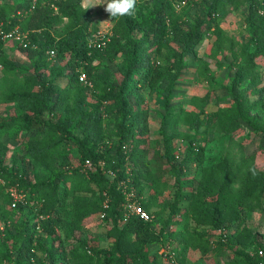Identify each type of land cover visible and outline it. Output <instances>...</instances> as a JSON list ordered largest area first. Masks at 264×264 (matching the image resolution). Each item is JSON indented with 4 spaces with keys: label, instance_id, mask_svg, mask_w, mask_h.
I'll use <instances>...</instances> for the list:
<instances>
[{
    "label": "trees",
    "instance_id": "obj_1",
    "mask_svg": "<svg viewBox=\"0 0 264 264\" xmlns=\"http://www.w3.org/2000/svg\"><path fill=\"white\" fill-rule=\"evenodd\" d=\"M146 3H143V2ZM186 0H125L117 4L119 18L110 33L105 35L106 44L102 49L88 48V39L91 36L85 19L89 11L83 8L80 0H61L56 4L58 13L52 14L53 9L42 13L36 29L26 31L28 40L42 53L54 51L57 58H67L66 65H71L69 75L63 73L64 68L54 70L50 79L42 78L33 73L24 78L20 89L7 91L4 100L6 103L17 104L20 114L8 119L0 120V131H9L19 128L31 134L30 153L39 161L62 155L67 148L76 147L79 154L80 167L65 169L55 174L53 178L30 183L22 174L11 172L0 166V223L8 240L0 243L1 258L10 264H40L36 263V242L34 234L54 240L58 237L57 224L61 221L59 214L65 210L67 199L70 198L73 217L69 223L62 225L65 238L74 236V232L82 230L85 222L94 214L100 215L105 210L103 202L109 198V209L102 221L110 224L107 236L114 240L117 258L109 260L111 264H129L140 262L146 256L148 246L158 243L166 246L170 233L164 234V229L155 231L152 225L157 215L151 209L156 205L162 188H156L153 195L142 196L141 182L143 172L136 169L141 155L139 147L145 140L143 134L147 130L145 118L139 115L135 105L127 98V92L138 91L141 87L153 90L157 84L168 82L165 90V99L171 96L175 82L178 79L182 62V55L191 53L193 47L200 43L203 35L209 31L213 22L214 37L210 51L212 55L234 46L232 40L219 27L216 16L227 7L238 8L241 3L245 6L244 18L251 33L254 50L249 45L244 47L245 58L239 66L233 79L225 85L227 94L233 105L223 110L217 117L222 124L223 132H235L240 124L252 123L251 114L253 105L245 97L249 91L258 90L264 97V79L257 69L256 60L264 58V1L262 0H200L206 7V15L202 21L187 23L186 31L182 30V20L176 12L177 5ZM142 3V5H140ZM121 8V9H120ZM13 7L0 1V27L10 30L5 24L7 15ZM29 12L30 18L35 14ZM136 11L138 17L133 15ZM54 12V11H53ZM34 13V14H33ZM67 19V25L61 33H55L52 28L61 19ZM179 43L182 51L170 45L171 37ZM3 41L0 40V69L3 74H12L17 70L16 64L5 57ZM168 54L169 58L179 65L178 69L163 67L158 60L159 55ZM118 54L124 60L119 72L121 81L107 82L100 75H96L94 62L103 57L116 59ZM212 55H210L212 57ZM144 71L138 74L140 70ZM86 73L92 83L90 89L78 80V71ZM95 71V72H94ZM67 78L63 87L58 79ZM246 82V83H245ZM245 83L244 87L239 88ZM141 84L140 86H136ZM56 97L58 108L53 109L52 101ZM91 97L92 101L88 98ZM208 113V104L205 103L200 114ZM216 116L215 112H209ZM114 120V138L116 142L109 145L103 122ZM162 133L164 140H169ZM202 151V149H200ZM139 153V154H138ZM161 160L173 170L176 181L175 204L181 200L188 202L186 211L196 227H207L218 237H224V231L230 227L245 210H252L264 194L261 192L264 185V173L256 169L252 158L245 159L243 155L237 158L227 152L219 167L208 165L201 169L196 189L184 193L180 179L184 164H173V159L165 149L159 154ZM92 163L93 169H83L85 160ZM99 163H103L101 168ZM221 177H220V176ZM147 182H153V176L145 177ZM124 181L127 186L133 187L143 208L153 216L150 222H144L131 217L123 222L121 203L124 201L119 183ZM217 188L213 191V183ZM73 184V193L89 194L70 196L69 184ZM10 186H17L25 194V203H18L11 209V197L7 192ZM8 209H7V208ZM30 213L26 215V209ZM20 217L22 228L14 239L9 236L11 213ZM32 220L35 224L31 225ZM185 242L202 254L207 252L210 240L206 239L207 232L188 231L185 227ZM217 241L223 245L225 240ZM226 240L232 241L231 236ZM211 248V246H210ZM215 248V247H214ZM42 252L51 256L52 249L46 250L39 245ZM263 255H259V251ZM89 251V253H88ZM93 252V253H92ZM102 251H91L84 248L79 242L69 251L70 258L80 264L92 262L94 255ZM254 259L256 264H264V247L256 248ZM178 264L184 260L178 258Z\"/></svg>",
    "mask_w": 264,
    "mask_h": 264
},
{
    "label": "rangeland",
    "instance_id": "obj_2",
    "mask_svg": "<svg viewBox=\"0 0 264 264\" xmlns=\"http://www.w3.org/2000/svg\"><path fill=\"white\" fill-rule=\"evenodd\" d=\"M0 1L13 7V11L5 19V24L22 32L36 29L35 27L40 24L38 17L47 12L48 7L56 8L55 3L61 2V0L55 3L50 0ZM124 2L125 0H80L81 6L89 11L85 21L91 35L97 32L109 34L119 18L117 4L121 5ZM33 4L36 6V11L30 18L28 9ZM244 8L242 3L238 8L227 7L215 18L219 27L234 43L230 50L225 49L216 55L211 54L210 48L214 41V37L210 34L214 24L211 22L209 31L203 35L200 43L193 47L191 53L182 55L183 66L180 68L168 101L165 99L168 82L165 81L157 84L153 90L141 87L138 91L127 92L128 100L135 105L148 126L143 134L145 142L139 147L143 150L139 153L144 156L141 155L136 166V169L143 172L142 196L148 197L155 193L156 188H162L156 205L151 209L152 212L157 213L152 228L158 232L165 226L164 234L171 232L166 240V246L161 247L158 243H154L147 247L146 256H142L140 262L129 264H178V258L184 260V264H256L254 259L256 248L264 247V200L252 210L243 211L238 219L225 229V238L218 237L219 233L207 227L199 228L194 225L186 211L188 205L186 200H181L178 205L175 204L176 181L173 170L159 157V154H163L165 149H168L169 155L174 157V165L184 164L180 177L184 193L196 189L203 167L208 165L219 167L229 151L237 158L241 155L245 159L252 158L256 169L264 173V97L259 95L258 90H251L245 94L249 104L253 105L250 112L252 123L240 124L235 132L229 134L223 132L222 124L217 117L223 110L233 105L225 85L233 79L237 68L243 65L244 47L249 45L250 51L254 50L251 33L243 15ZM53 11L52 14L58 13L57 8ZM176 12L183 22L182 30L185 32L187 23L202 21L205 18L206 7L200 0H186L177 5ZM133 15L138 17L136 11ZM67 23V19L63 18L53 26L52 30L61 33ZM170 45L178 52L182 51L179 43L173 40V36ZM3 51L5 57L16 64L17 70L12 74H3L0 69V120L20 114L19 106L6 103L4 97L7 91L20 89L25 77L36 73L47 80L54 76V70L57 68H64L62 70L66 75L71 72L72 64L66 65L67 58H57L55 55L50 57L42 53L28 39L4 41ZM123 60V55L118 54L114 60L103 57L102 60L95 61V76L100 75L107 82H120L122 77L119 68ZM158 60L165 68H179V65L175 67L176 64L168 54L159 55ZM256 65L264 79V58H258ZM137 73L142 74L144 71L142 69ZM58 83L64 87L67 78L58 79ZM245 83L239 88L244 87ZM89 89L91 95L92 90ZM88 100L92 101V98L89 97ZM55 101L56 97H53L52 107L56 110L58 105ZM205 103L208 104V113L202 116L200 111ZM209 112H215L216 116ZM103 124L108 136L107 143L112 145L116 142L114 120L107 119ZM161 132L169 139L168 141L163 139ZM32 133L27 134L19 128L0 131V166L22 174L30 183L51 179L65 169L80 167L79 154L75 146L67 148L62 155L43 161L36 160L29 150L31 145L29 137ZM149 176L154 178L152 183L144 180ZM72 186V183L69 184L70 191ZM216 188L217 182H214L213 191ZM261 192L264 194V185ZM74 194L90 197L89 194L70 192V196ZM1 201L0 197V203ZM70 202V198L67 199L65 210L59 214L61 221L56 226L58 237L52 240L41 235H33L37 241L36 263L80 264L70 258L69 251L82 242L87 250L103 252L100 255L93 254L94 259L88 264H111L109 260L117 258L114 240L107 236L110 224L102 221L100 215H92L85 222L82 230L75 231L71 238H65L61 226L72 220L73 211ZM25 213L28 215L30 209H26ZM10 222L9 236L12 235L14 239L22 228L17 213H11ZM34 224L35 220H32L31 225ZM2 226L0 223V243L8 240L5 232L1 231ZM185 227L188 231L207 232L206 239L210 240L211 248L209 246L207 252L202 254L199 250L188 246L185 243L187 241ZM227 236H231L232 241L226 240ZM219 238L225 240L223 245L217 242ZM8 243L11 246L13 241L8 240ZM39 245L46 250L53 248L51 256L37 249ZM1 253L0 250V264H10L6 259L1 258Z\"/></svg>",
    "mask_w": 264,
    "mask_h": 264
},
{
    "label": "built area",
    "instance_id": "obj_3",
    "mask_svg": "<svg viewBox=\"0 0 264 264\" xmlns=\"http://www.w3.org/2000/svg\"><path fill=\"white\" fill-rule=\"evenodd\" d=\"M53 3L57 2L58 0H50ZM53 9H56L54 6H52ZM35 9V4L31 5L28 9V12H32ZM107 33H93L89 39H88V48H98L102 49L105 46L106 38L105 35ZM28 39V33L22 32L17 28H12L10 30H5L3 27H0V40L9 41H23ZM48 55L50 57H54L55 53L54 51H49ZM78 80L81 84L84 86L91 88L92 83L88 79L86 73L82 70L78 71ZM101 168L104 167L103 163H99ZM83 169L86 171H91L93 169L92 163L87 159L85 160L83 164ZM0 183L3 184V181L0 179ZM119 190H121L124 201L121 203L122 208V219L123 222H127L131 217H136L144 222H150L153 220V216L147 212L143 206L140 204L139 199L137 197L136 191L133 187H129L124 183V181H121L119 183ZM7 192L9 196L11 197V209H15L18 203H25V194L22 190H20L17 186H10L7 188ZM105 200L103 202V209L106 211L109 209V198L106 197V193H104ZM102 212L100 214L101 220L104 219L106 213ZM89 253V251H88ZM259 255H263V251L260 250Z\"/></svg>",
    "mask_w": 264,
    "mask_h": 264
}]
</instances>
